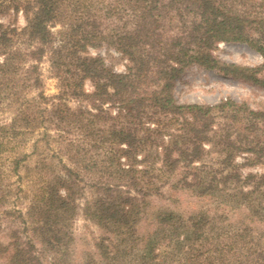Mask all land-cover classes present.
Listing matches in <instances>:
<instances>
[{"label": "trees", "instance_id": "obj_1", "mask_svg": "<svg viewBox=\"0 0 264 264\" xmlns=\"http://www.w3.org/2000/svg\"><path fill=\"white\" fill-rule=\"evenodd\" d=\"M0 18V89L10 105L25 103L0 124V208L12 203L10 179L21 177L31 141L61 165L46 176L39 164L33 170V235L9 227L0 260L75 264L69 223L81 211L105 232L97 258L82 264H264V229L205 211L148 209L152 199L190 191L246 207L264 225V172L242 171L264 168V108L231 99L180 104L175 96L192 66L264 87V64L215 54L239 43L264 59V0H0ZM100 48L110 60L90 54ZM45 60L58 82L53 96L44 91ZM114 60L125 62L123 71ZM11 213L0 212V231ZM143 220L150 230L141 235Z\"/></svg>", "mask_w": 264, "mask_h": 264}, {"label": "rangeland", "instance_id": "obj_2", "mask_svg": "<svg viewBox=\"0 0 264 264\" xmlns=\"http://www.w3.org/2000/svg\"><path fill=\"white\" fill-rule=\"evenodd\" d=\"M10 20V17L6 18V22ZM25 24L24 18L20 16L19 26H25ZM57 29H59V27L55 28L54 31ZM111 52L115 58H119L117 53L114 51ZM90 54L93 56L103 55L110 60L109 56H107L108 52L106 48L90 50ZM215 54L228 63H236L250 67H260L264 64V59L261 55L246 44L222 43L215 51ZM114 62L119 71L124 70L123 64H125V62L121 60H114ZM41 70L45 78L44 91L46 95H56L58 93V82L51 74L52 70L47 60L41 65ZM261 74L263 76L264 72ZM86 88L91 90V84L87 83ZM0 90V124L9 123L14 116H16L20 105L25 106L24 99H21L18 103L15 102L10 105L9 101L6 99L7 96L4 95L3 97V88ZM25 91L26 90L24 89V93ZM175 96L180 104L198 103L216 105L221 101L231 99L240 103L245 102L254 109L264 108V87L256 86L250 82L239 79L226 78L218 75L216 72L208 71L198 66L188 68L177 80ZM70 105L72 107L78 106L77 102L74 101L70 102ZM33 145L34 141H31L27 146L26 152L31 155L28 162L21 170V177L19 178L18 176L13 175L10 179V184H13L14 186L11 194L12 203L4 208H0V212H3L5 208L12 211L11 216H8L7 219L2 218L3 231H0V240L4 243L8 242L6 235L9 227H16L24 236L32 237L33 235L31 232L33 227L30 225L32 218H29L27 215V208L30 204L29 195L31 194L29 191L32 190V188L28 187V179L32 176L33 170L36 167L38 168L39 164V168L44 170L43 174L46 176L49 174L51 175V171L53 170L57 172L61 169V165L58 164L57 159L52 157V151L50 152L45 149L44 144L40 143V149L37 151H34ZM246 156L247 155L239 157L237 161L240 164L245 163ZM44 161L45 164H42ZM242 171L245 173L252 171L264 172V168L262 166H246L242 168ZM21 187L23 190L19 189ZM94 196H96V194L93 193V191L88 190L85 199L91 200ZM151 201L152 202L148 208L150 213L164 208L181 212L185 216L205 211L212 217L218 215L224 216L230 223L236 226L252 227L253 225L259 230L264 229V225L255 222L252 223V217L249 216V211L246 207L231 208L225 203L221 204L216 198H199L193 195L190 191H181L176 194L172 192L165 196V198H155ZM83 202L85 201H80L81 204H84ZM21 213H23V215ZM69 228L74 238V242L71 245L72 262L75 264H82L88 258V254H92L97 258L98 250L96 248V243L97 240L105 235L104 230L81 211L69 223ZM138 230L141 235L146 234L150 230L148 222L143 220L139 225ZM38 245L40 244L38 243ZM38 248L39 251H41V246H38ZM0 264H5V260H0Z\"/></svg>", "mask_w": 264, "mask_h": 264}]
</instances>
